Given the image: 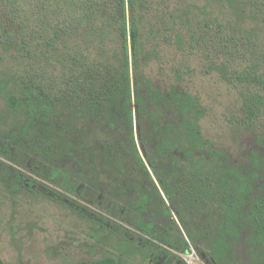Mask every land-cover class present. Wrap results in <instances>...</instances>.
<instances>
[{
    "label": "trees",
    "instance_id": "1",
    "mask_svg": "<svg viewBox=\"0 0 264 264\" xmlns=\"http://www.w3.org/2000/svg\"><path fill=\"white\" fill-rule=\"evenodd\" d=\"M258 35L264 46V0H0V45L20 53L25 70L12 76L10 113L20 112L19 93L56 119L64 146L74 119L102 127L91 130L86 175H57L100 210L90 220L118 249L78 264H186L180 255L192 251L205 264H239V239L250 262L264 264V159L253 152L248 172L229 164L202 134L199 98L182 89L201 55L241 89L245 119L258 123Z\"/></svg>",
    "mask_w": 264,
    "mask_h": 264
},
{
    "label": "rangeland",
    "instance_id": "2",
    "mask_svg": "<svg viewBox=\"0 0 264 264\" xmlns=\"http://www.w3.org/2000/svg\"><path fill=\"white\" fill-rule=\"evenodd\" d=\"M260 37L258 44L264 48ZM261 51L264 54V49ZM21 57L14 49L0 45V259L4 264H78L115 254L117 241L90 220L93 212L100 210L65 192L60 185L64 180L57 175H69L71 182H76L78 173L86 175L90 133L94 127L101 132L102 127L85 116L76 118L69 145L64 146L56 137V119L49 113L31 111L19 93L14 94L21 109L13 116L6 105L7 91L13 93L15 88L12 76L25 71L19 65ZM201 57L195 56L190 64L192 70L184 75L182 89L198 97L205 109L200 122L204 137L226 154L229 164L248 172L253 152L257 159H264V114L258 123L250 124L242 110L241 89L210 69ZM46 141L51 142L48 153L41 148ZM19 173L37 182L34 192L26 189ZM66 199L85 205L89 212L68 204ZM232 249L239 264H252L242 240ZM180 257L186 264H205L194 251Z\"/></svg>",
    "mask_w": 264,
    "mask_h": 264
},
{
    "label": "flooded vegetation",
    "instance_id": "3",
    "mask_svg": "<svg viewBox=\"0 0 264 264\" xmlns=\"http://www.w3.org/2000/svg\"><path fill=\"white\" fill-rule=\"evenodd\" d=\"M23 181H24V179H23ZM23 181H21V182H23Z\"/></svg>",
    "mask_w": 264,
    "mask_h": 264
}]
</instances>
